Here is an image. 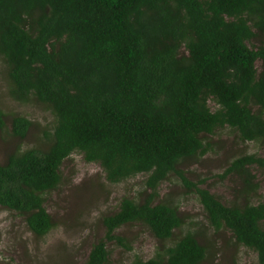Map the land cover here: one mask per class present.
Segmentation results:
<instances>
[{
  "label": "trees",
  "instance_id": "1",
  "mask_svg": "<svg viewBox=\"0 0 264 264\" xmlns=\"http://www.w3.org/2000/svg\"><path fill=\"white\" fill-rule=\"evenodd\" d=\"M0 68L12 99L52 114L24 147L31 120L16 113L6 125L0 109V129L17 140L0 161V205L33 234L52 228L45 194L76 151L110 182L145 173L149 189L100 216L104 237L84 264H108L107 240L123 244L116 230L132 223L158 244L129 264L210 256L203 227L186 224L177 203L159 196V183L172 176L193 191L213 234L227 230L264 264V200H256L252 171L264 173V155L230 159L220 174L232 178L227 202L180 167L212 150L208 136L224 128L264 146V0H0Z\"/></svg>",
  "mask_w": 264,
  "mask_h": 264
},
{
  "label": "rangeland",
  "instance_id": "2",
  "mask_svg": "<svg viewBox=\"0 0 264 264\" xmlns=\"http://www.w3.org/2000/svg\"><path fill=\"white\" fill-rule=\"evenodd\" d=\"M0 109L4 112L6 125L16 113L31 120L29 130L21 140L24 147L34 145L41 129L52 122L51 112L42 104L33 100L18 102L12 99L1 74ZM208 137L213 149L196 159L183 161L180 167L189 179L202 182L227 202L231 198L232 178L221 177L223 169L232 157L241 153L264 155V146L257 141L241 142L228 128ZM16 141L0 129V161L15 147ZM252 171L259 183L256 200H264V173L255 166ZM60 172L61 180L57 187L45 194V206L53 221L46 234L36 236L21 215L0 205V264H84L91 244L104 237L100 216L115 210L124 195L133 197L149 192L143 182L145 173L110 182L97 162L85 161L76 151L62 162ZM157 190L161 198L177 203L186 224L196 221L198 226L203 227L199 239L202 243L206 240L210 242L212 254L200 264H258L256 253L236 243L227 230L213 234L195 194L175 176L160 182ZM116 231L124 238V243L107 240L108 264H129L135 255L148 258L155 252L158 241L145 225L126 224Z\"/></svg>",
  "mask_w": 264,
  "mask_h": 264
}]
</instances>
